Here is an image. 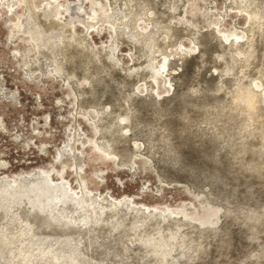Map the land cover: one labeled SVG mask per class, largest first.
I'll return each mask as SVG.
<instances>
[{
    "label": "rangeland",
    "instance_id": "obj_1",
    "mask_svg": "<svg viewBox=\"0 0 264 264\" xmlns=\"http://www.w3.org/2000/svg\"><path fill=\"white\" fill-rule=\"evenodd\" d=\"M13 2L0 264H264V0Z\"/></svg>",
    "mask_w": 264,
    "mask_h": 264
},
{
    "label": "bare ground",
    "instance_id": "obj_2",
    "mask_svg": "<svg viewBox=\"0 0 264 264\" xmlns=\"http://www.w3.org/2000/svg\"><path fill=\"white\" fill-rule=\"evenodd\" d=\"M17 1V0H16ZM87 2V1H86ZM13 0L11 1V0H6V4H7V6H8V8H9V13H14L15 12V9H16V6H13ZM84 3V2H83ZM83 3H81L80 4V6H79V9H84V4ZM49 7H50V5H49ZM78 7V6H77ZM55 8V7H54ZM8 10V9H7ZM54 10V9H53ZM85 10V9H84ZM55 11H56V13H57V15L58 16H61V19L62 20H67V19H69V18H72V16L74 15V13L72 12V10L70 9V8H66V9H61V8H56L55 9ZM74 11V10H73ZM52 14H54V13H52ZM55 15V14H54ZM56 15V16H57ZM87 15H89L88 13H87ZM57 16V17H58ZM89 17V16H88ZM76 18V17H75ZM60 19V20H61ZM73 19V18H72ZM68 21V20H67ZM71 22H72V20H71ZM149 29H147V31H146V33L148 34L149 32ZM130 36V35H129ZM49 177V176H48ZM63 185V184H62ZM47 186V185H46ZM66 186V185H65ZM70 189V188H69ZM69 189H67L68 191H69ZM63 195V194H62ZM65 197V196H64ZM77 201H79V200H77ZM78 203V202H77ZM61 210H63V207H62V209ZM75 218V217H74ZM75 220H77V219H75Z\"/></svg>",
    "mask_w": 264,
    "mask_h": 264
}]
</instances>
